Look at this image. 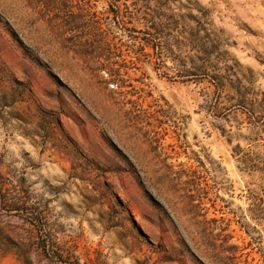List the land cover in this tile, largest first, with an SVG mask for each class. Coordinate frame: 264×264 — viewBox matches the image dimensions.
<instances>
[{"label": "rangeland", "instance_id": "1", "mask_svg": "<svg viewBox=\"0 0 264 264\" xmlns=\"http://www.w3.org/2000/svg\"><path fill=\"white\" fill-rule=\"evenodd\" d=\"M0 264H264V0H0Z\"/></svg>", "mask_w": 264, "mask_h": 264}]
</instances>
